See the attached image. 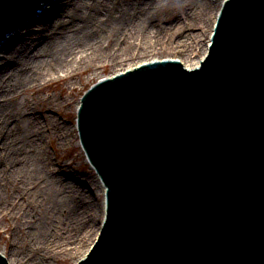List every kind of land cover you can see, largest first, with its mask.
I'll return each instance as SVG.
<instances>
[{
    "label": "water",
    "instance_id": "obj_1",
    "mask_svg": "<svg viewBox=\"0 0 264 264\" xmlns=\"http://www.w3.org/2000/svg\"><path fill=\"white\" fill-rule=\"evenodd\" d=\"M48 1L0 0V41ZM76 120L105 213L75 264H264V0H223L198 65L100 79Z\"/></svg>",
    "mask_w": 264,
    "mask_h": 264
},
{
    "label": "rangeland",
    "instance_id": "obj_2",
    "mask_svg": "<svg viewBox=\"0 0 264 264\" xmlns=\"http://www.w3.org/2000/svg\"><path fill=\"white\" fill-rule=\"evenodd\" d=\"M62 1L64 0H60L59 2ZM192 1L195 0H184V2L183 0H170L167 2L169 3L168 7L174 10V14L167 15L160 10L161 14H158L154 18L159 26L169 24L170 27V24H177V27H185L183 31L185 40L179 44L175 45V42L173 47L165 49V51L150 52L147 55L123 61L121 64L98 62L95 63V66H90L87 63L76 69L72 79L57 76L51 77L50 75V78L38 81L37 84H25L20 91L13 93L11 104L16 105L20 111V115L16 118L19 121L18 128L24 131L28 130L32 124L31 118L23 115L26 113V108H33L36 111V117L40 119V126L44 129L45 135L43 136L41 145L43 146L46 158L44 159L42 175L46 177L61 174V178L64 177L79 194L75 195L77 199L76 207L70 210L68 205H64L59 210V213L53 217L47 211L48 209L46 210L45 206L42 207L32 202L30 196L27 194L32 189L31 186L22 185L18 181L19 179L15 177L13 180L8 179L9 177L12 178V176L9 172L7 173V168L0 161L1 172L6 173L4 176L6 180L3 182L1 190L3 196L0 199V253L7 260L11 257V250H14L21 258L23 264H74L89 250L98 235L104 216V209L102 207L104 199L102 184L99 179L94 178L77 139L76 109L80 97L97 80L122 71L131 65H136L142 59L148 61L151 59L177 58L182 63L184 61L187 63L186 59L183 58L184 55L179 53V49H182L184 45H186L191 59H200L203 55L204 45L208 39V32L211 30L214 15H216L223 0H213L210 3L208 18H206V21L208 20L207 26L204 27V24H200V28L193 26V28L189 29L190 24L199 23L196 11L197 3H191ZM90 2L91 0H88L86 5ZM77 4L71 3L67 6V11L72 13L77 8H80L81 6L77 7ZM50 8L51 6L44 7L36 16L29 19V23H23L24 27L29 26L31 28V38H34V40L40 37L49 40L55 33L58 35L61 32L60 30L66 26L62 22L51 24L60 14H51L50 12V14H46L45 16V13H48ZM43 16H45L44 21L49 20L47 26L43 27L42 25L31 24V20ZM17 32L5 35L0 41V48L9 40L11 35L17 34ZM119 32H122V30ZM192 33L194 35L190 36ZM115 34L116 30L108 29L106 40L110 41L114 39ZM180 38L184 39L180 34L176 41ZM35 47L32 46L31 50L28 49L25 53H22L24 50L19 51V53L22 54L23 58H26L27 54L35 50ZM10 60V63L13 60L15 63L18 62L14 55ZM12 70L18 72L16 66ZM8 77L4 75L3 79H1V76L0 80L3 83ZM69 80H72V86L69 85ZM1 91L0 89V103H2L1 100L4 96H1ZM8 102L4 109L6 111L8 110ZM49 102L50 105H48ZM4 110H1L0 106V116ZM43 114H48L59 123L62 122L63 125L72 128V134L67 135L66 139H64V135L58 133L57 128L54 127L55 123L46 119V116ZM13 121L16 122L12 120L9 123L14 124ZM52 125L56 132L50 131ZM4 139V134L0 133L1 144H3ZM2 156L3 153L0 154V157ZM86 196L89 197L84 200L83 198ZM88 203L92 204L93 210L89 208L84 209V207H90ZM71 207L73 206L71 205ZM74 213H77V216ZM49 215L52 220H49ZM86 216L90 217L86 218ZM90 226L92 231L87 236L86 232L88 228L90 229ZM80 243L81 245H79Z\"/></svg>",
    "mask_w": 264,
    "mask_h": 264
},
{
    "label": "bare ground",
    "instance_id": "obj_3",
    "mask_svg": "<svg viewBox=\"0 0 264 264\" xmlns=\"http://www.w3.org/2000/svg\"><path fill=\"white\" fill-rule=\"evenodd\" d=\"M87 1L64 0L59 2L57 6H51L45 16L50 12L51 14H60L51 24L62 22L66 26L60 30L58 35L55 33L49 40L44 39V37L34 40L31 38V28L25 26V29L11 35L9 40L0 48L2 58L0 60V77L2 76L1 79H3L4 75L9 76L3 83L0 80L1 96L4 95L1 100L2 103H0L1 110L5 109L7 101H9L8 110L2 111L0 116V133L5 136L3 144L0 142V154L3 153L0 161L7 168V173L9 172L12 176L8 179L13 180L15 177L19 179L18 181L22 185L31 186L32 189L27 194L32 202L42 207L45 206L53 217L59 213L64 205H68L70 210L76 207L75 195L79 193L64 177L61 178V174L46 177L42 175L44 159L46 158L41 145L45 135L44 129L40 126V119L36 117V111L33 108H26V113L23 115L31 118V126L25 131L18 128L19 121L16 118L20 115V111L16 105L11 104L13 93L20 91L25 84H37L38 81L47 79L50 75L51 77L72 79L76 69L87 63L90 66H95V63L98 62L121 64L123 61L144 56L150 52L165 51V49L173 47L175 42L177 45L185 40L183 34L185 27H177V24H170V27L169 24L159 26L158 22L154 20L155 16L161 14L160 10L167 15L174 14V10L168 7L169 3L167 2L170 0H91L86 5ZM212 1L195 0L191 2L197 3L196 11L199 23L190 24L189 29L193 26L200 28V24H204V27L207 26L208 20L206 21V18H208V10ZM71 3H78L77 7H81L69 13L66 8ZM217 14L218 11L211 23V30L208 32L203 55L207 50L209 36ZM45 16L31 20V24L47 26L49 20L44 21ZM108 29L116 30L114 39L110 41L106 40ZM121 30L122 32H119ZM180 34L184 39H178L177 43L176 39ZM192 35L194 34H190V36ZM186 36L188 38V34ZM32 46L35 47V50L23 58L19 51L24 50L22 53H25ZM187 51L186 45L179 49V53L184 55L183 58L187 61V63L184 61L183 64L188 68L196 66L199 59H191ZM13 55L18 60L17 63L14 60V63H10V58ZM145 61L147 60L142 59L136 65ZM15 66L19 73L12 70ZM69 85H73L72 80H69ZM43 115L55 123L54 127L57 128L58 133L64 135V139L67 135L72 134V128L63 125L62 122L59 123L48 114ZM12 120L16 122L13 121L14 124H10L9 122ZM54 127L52 125L50 131L56 132ZM5 174L0 170V199L3 196L1 190L3 182L6 180ZM88 197L83 199L86 200ZM89 205L90 207H84V209L93 210L92 204ZM102 207L104 209V201ZM74 215L77 216V213ZM51 216L49 215V220H52ZM89 217L86 216V218ZM91 231L90 226L86 232L87 236ZM10 254L9 264H23L16 251L11 250Z\"/></svg>",
    "mask_w": 264,
    "mask_h": 264
}]
</instances>
